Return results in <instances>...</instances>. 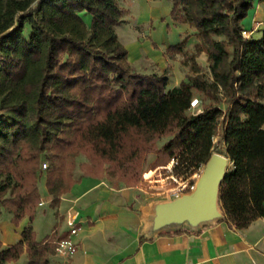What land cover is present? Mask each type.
Segmentation results:
<instances>
[{
  "label": "trees",
  "instance_id": "1",
  "mask_svg": "<svg viewBox=\"0 0 264 264\" xmlns=\"http://www.w3.org/2000/svg\"><path fill=\"white\" fill-rule=\"evenodd\" d=\"M260 1L172 0V20L199 42L182 61L186 79L168 88L166 72L128 60L116 33L127 14L120 0H0V219L7 210L15 226L29 220L18 242L0 241V264L25 253L26 264H50L57 232L38 242L31 224L43 178L53 207L78 182L80 155L84 176L133 187L144 154L172 136L158 153L167 163L187 148L177 170L186 177L206 164L221 128L231 162L224 220L246 229L264 217V30L260 39L242 34ZM189 37L166 54L186 55ZM196 93L201 111L192 112Z\"/></svg>",
  "mask_w": 264,
  "mask_h": 264
},
{
  "label": "crops",
  "instance_id": "2",
  "mask_svg": "<svg viewBox=\"0 0 264 264\" xmlns=\"http://www.w3.org/2000/svg\"><path fill=\"white\" fill-rule=\"evenodd\" d=\"M142 1L140 12L146 16L143 20L146 23L150 16L153 17L152 9L146 8ZM83 16L86 21L91 20L89 15L83 13ZM157 23H160V19ZM244 25L246 29H253L257 25L253 37L260 39L263 36L264 2L260 1L249 13ZM171 27L176 30L180 41L184 35H190L186 51L191 53L199 42L192 28L188 24L177 22ZM148 35L144 40L130 42L133 51H136H128V60L141 67V58L148 57L165 72L167 61L164 51L159 49L164 44L154 39L153 32ZM176 41L178 40L173 41L174 44H177ZM168 46L170 45L165 47ZM199 58L208 64L205 53L197 58L201 64ZM201 65L204 66L203 63ZM188 73L189 71L183 73L179 81L173 83V87L185 80ZM75 178L78 182L70 192L61 196L60 204L56 207L51 205L53 196L48 193L46 185L41 189V201L44 204L38 207L31 223L36 232V240L43 242L55 231L58 240L66 237L69 233L67 220L70 216L77 221V253L69 259L52 254L49 256L50 264H264V217L257 219L246 229H238L223 220L198 231L183 228L177 233L163 232L147 238L144 233L148 225L145 215L149 205L161 198H152L139 187H112L107 179L77 174ZM27 225L29 220L25 218L18 227L15 226L16 241H3V245L18 242ZM142 237L146 240L142 241ZM19 262H28L27 253L22 255Z\"/></svg>",
  "mask_w": 264,
  "mask_h": 264
},
{
  "label": "rangeland",
  "instance_id": "3",
  "mask_svg": "<svg viewBox=\"0 0 264 264\" xmlns=\"http://www.w3.org/2000/svg\"><path fill=\"white\" fill-rule=\"evenodd\" d=\"M142 0H120V3L122 6H124L127 9V14L125 15V22L119 26L116 27V33L120 39V41L125 45L128 44L126 47L127 50L130 52L133 51L131 41L133 40H144L145 38H148L150 33L153 32L154 39L164 44L163 46H159L160 51H164V57L167 61V68L165 69V72L167 73L169 77V84L168 88L173 87V83L179 81L180 76H182L183 73L189 71L190 68L182 63L183 59L186 56H189L191 53L186 52V55L178 54V57H170L166 54V49L169 47H165L168 44L173 45L174 40L177 43L180 41L178 39V34H176V30L172 28V24L175 23L172 20L171 17V9H172V0H143L142 2L144 5L146 4V8H151V15L153 17H149L150 19L145 22H143L144 18H146L145 15H142L140 12V5ZM141 3V4H140ZM160 19V23H157V21ZM168 33V35H167ZM189 35V34H187ZM186 35L183 36V38ZM183 40V39H182ZM155 47L158 48L157 44H154ZM141 67L138 65H132L139 71L144 73H163L155 61H152L148 59V57H143L140 60ZM199 61L201 64L203 63V67L205 73L208 75V77H211L210 70H209V64L202 59L199 58ZM175 66V67H174ZM175 68V69H173ZM180 70H179V69ZM195 98L200 99V95L196 93ZM197 110L201 111V108ZM195 112H198V111ZM222 129L220 128L216 134V137L214 138V147L213 152H218L221 154H227L225 143L222 140ZM174 136L165 138L163 141L158 143V149L154 152H147L144 154V158L141 163V171H140V178L137 184L133 187H139L141 190L147 191V194H149L152 198H161V199H167L169 196L165 193L166 190H169V188H173L178 185V182H181V179L179 177L177 178L176 182L174 179H172L170 176L171 173H165L164 169L159 171L158 175L154 171L162 166H170L172 165L171 160L165 163V160L163 157L160 156L158 153V150L162 149L163 146L171 141ZM81 163H89V159H87L86 156L80 155L77 158V169L75 172V177L77 175H83L84 171L80 168ZM203 165L200 170L194 171L190 175H193V178H195L201 174L202 170L204 169ZM173 171L176 173V169H173ZM146 174V176H145ZM190 176V177H191ZM147 177L149 178L148 180ZM169 177V178H168ZM187 177V176H186ZM186 177H183L186 178ZM168 183V184H167ZM165 184V185H164ZM167 184V185H166ZM124 186V185H123ZM151 186V187H150ZM41 189H44L45 187V178H43L42 182L40 183ZM166 188V189H165ZM164 189V191H161ZM47 209H49L48 206H46ZM18 227V226H16ZM16 228L15 225L11 222V214L7 210H3L2 217L0 219V241L3 243V241L6 242H15L16 241ZM9 264V263H7ZM16 264H22V262H16Z\"/></svg>",
  "mask_w": 264,
  "mask_h": 264
},
{
  "label": "water",
  "instance_id": "4",
  "mask_svg": "<svg viewBox=\"0 0 264 264\" xmlns=\"http://www.w3.org/2000/svg\"><path fill=\"white\" fill-rule=\"evenodd\" d=\"M231 165L228 154L213 152L199 175L196 186L180 196L153 201L145 220V236L186 228L198 231L226 218L220 203L222 183Z\"/></svg>",
  "mask_w": 264,
  "mask_h": 264
},
{
  "label": "built area",
  "instance_id": "5",
  "mask_svg": "<svg viewBox=\"0 0 264 264\" xmlns=\"http://www.w3.org/2000/svg\"><path fill=\"white\" fill-rule=\"evenodd\" d=\"M256 29H257V25L253 29L244 30L242 32V34L245 38H251V37H253V34L256 31ZM199 105H200L199 99L194 98L191 101L190 110L192 112H195L199 108ZM197 111L199 112L200 110H197ZM186 151H187V148H184L182 151L175 154L174 157L171 159L172 165L162 166V167H159L158 169H156L154 171L155 173L160 175L159 171L164 169L165 173H171L172 176H170V177L172 179H174L176 182H178L176 177H179V179H181V182L180 183L178 182L177 186H175L173 188H169V190H166L165 193L169 196V198L177 197V196H180L184 193H188L191 190H193L196 186V181H197L199 175L196 178H195V176L193 178V175L192 176L189 175L183 179V177H185L184 175L177 174V170L179 171L180 167H181L180 160L182 158V155ZM43 168L44 169L47 168V164H44ZM173 169H176V173L173 171ZM196 171H198V170H196ZM145 176H146V174H145ZM148 179L149 178L147 177L146 180H148ZM161 191H164V189H162ZM43 204H44V202L41 201L39 203V206H42ZM67 225L69 227L68 235L64 238L59 239L56 243V248H55V254L64 258V259H69V258L73 257L78 251V242L76 240V237L79 234V227L77 226V221H75L73 216L69 217V219L67 220Z\"/></svg>",
  "mask_w": 264,
  "mask_h": 264
}]
</instances>
